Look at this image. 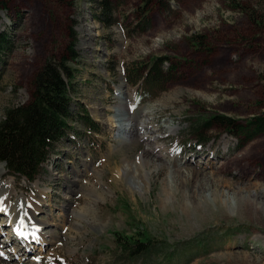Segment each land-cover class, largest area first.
<instances>
[{
  "label": "rangeland",
  "instance_id": "374dc122",
  "mask_svg": "<svg viewBox=\"0 0 264 264\" xmlns=\"http://www.w3.org/2000/svg\"><path fill=\"white\" fill-rule=\"evenodd\" d=\"M101 1L0 0L11 47L0 58V121L29 100L43 63L73 47V110L94 126L74 122L33 180L0 168V193H10L1 263L128 264L119 234L164 247L157 260L175 250L170 264H264V133L245 143L215 128L199 141L190 129L215 114H264V0H162L145 15L142 0H107L105 16ZM156 59L171 82H127ZM119 97L133 121L122 140L107 123L118 120ZM25 200L40 205L32 227L46 242L24 258L17 240L29 235L8 217Z\"/></svg>",
  "mask_w": 264,
  "mask_h": 264
},
{
  "label": "trees",
  "instance_id": "16d2710c",
  "mask_svg": "<svg viewBox=\"0 0 264 264\" xmlns=\"http://www.w3.org/2000/svg\"><path fill=\"white\" fill-rule=\"evenodd\" d=\"M142 2L141 9L145 15L147 7L154 2L161 3L162 0H142ZM106 4L107 0L100 2V6L105 11L103 16L110 10ZM259 23L255 20L256 25ZM9 46L6 33H0V58L5 52H10ZM69 51L70 57L48 58L33 78L29 100L4 112L0 121V162L5 164L6 171L13 176L19 175L29 180L36 178L54 146L69 137V133L73 132L71 126L77 120L87 123L94 129L92 121L85 113L73 110L74 74L69 65L77 59V54L73 47H70ZM162 60L156 59L148 67L132 68L134 78L137 75L140 78L127 79V82L135 84L143 79L145 85L150 87L171 82L170 72L161 69ZM142 72L145 74L142 75ZM127 76H129L128 72ZM215 128H223L233 136L243 137L246 143L264 133V114L244 122L215 114L204 121L190 124L191 133L199 141H202L203 133ZM114 236L119 256H122L128 264L138 262L170 264L173 261L175 250H168V256L164 255L160 260L156 259L165 248L155 246L152 239H134L119 234Z\"/></svg>",
  "mask_w": 264,
  "mask_h": 264
},
{
  "label": "bare ground",
  "instance_id": "6f19581e",
  "mask_svg": "<svg viewBox=\"0 0 264 264\" xmlns=\"http://www.w3.org/2000/svg\"><path fill=\"white\" fill-rule=\"evenodd\" d=\"M118 101H119V105L116 107V110H117L116 111V113H117L116 118L118 120H113V118H112L109 121H107V123L109 124L108 127L110 128V131L113 134H117L118 135L117 136V139H119V140L121 139L122 140L123 137L125 136V132L128 129V126H131V127L133 126V124H132L133 121H131L129 118H127V119L124 120L125 114H128L129 111H130V108H128L127 107V104L125 103L126 100L123 99V98H121V97H119L118 98ZM97 113L98 112H97V110L95 108L94 109V112H93L94 116H97L98 115ZM125 124L127 126L126 127L124 126V130H122L123 125H125ZM134 129L136 130V132H144L143 128H139V127L136 128V127H134ZM133 132H134V130H133ZM3 166L4 165L0 164V168L1 167L3 168ZM0 172H1V169H0ZM8 196H10L9 189H8V187H4V191H2L0 193V204H3L6 209H7V206H6V203L7 202H6V200H8ZM23 203H24V205H21L20 207H13V209H12L13 217H8L9 218L8 219V221H9L8 223H10L11 225H14V227H15L14 229H15L16 232L20 233V231H25V233L27 232L28 235H29V240H26V241L21 240L20 241L19 238L17 240L19 242V246L18 247H20L19 252H21V250H24L23 255H25L24 256V258H25V257H28L29 256V252L30 253H34L33 252V247L34 246L32 245L33 244V241H34V243L35 242L36 243H38V242H46V241H45V238H41L40 241L38 239V237L40 235H42L41 232L39 231V226L32 227V224L35 221L34 213H35V211L38 209V207L40 205L38 203L34 202L33 200H29V201L25 200ZM6 209H3V208L0 207V211L1 210H6ZM16 209H18L19 211H15ZM24 209H25V211H24ZM20 213H21V215H22L23 218H28L31 221L30 227L33 230H29L27 228H23L22 226H20L19 224L16 223V221H19L18 219H19V214ZM22 222H24V221H22ZM39 223H41V221ZM47 223H48V225H50V224H53V221H52V223H49V222H47ZM47 223H45V224H47ZM26 225L28 226L27 223H26ZM3 226L4 225H2V224L0 225V229L1 230H2ZM55 227H57V226H55ZM1 230H0V234H1ZM15 231H13L12 233L14 234ZM54 236H55V234L53 233V231H51L50 232V235H49V240H50L51 243L53 242ZM7 241H9V242L10 241H13V237H12V239H8L7 238ZM27 242L29 244L28 246H27ZM12 246H14V245H12ZM0 247H2V245ZM29 247H32V248H29ZM27 248H28V250H27ZM35 248L38 249V247H35ZM0 258H1L0 259V264H2L1 263L2 259L3 258L6 259V258L4 256H2Z\"/></svg>",
  "mask_w": 264,
  "mask_h": 264
},
{
  "label": "water",
  "instance_id": "95a60500",
  "mask_svg": "<svg viewBox=\"0 0 264 264\" xmlns=\"http://www.w3.org/2000/svg\"><path fill=\"white\" fill-rule=\"evenodd\" d=\"M2 165H4V163H1Z\"/></svg>",
  "mask_w": 264,
  "mask_h": 264
}]
</instances>
